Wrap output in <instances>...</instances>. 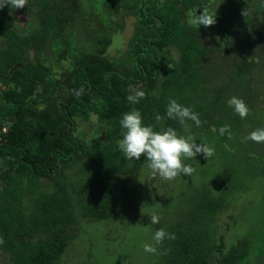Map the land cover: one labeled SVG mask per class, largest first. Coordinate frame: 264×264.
Listing matches in <instances>:
<instances>
[{
    "label": "trees",
    "instance_id": "trees-1",
    "mask_svg": "<svg viewBox=\"0 0 264 264\" xmlns=\"http://www.w3.org/2000/svg\"><path fill=\"white\" fill-rule=\"evenodd\" d=\"M95 1L99 3L92 0L91 3L108 2ZM130 2L127 7L135 17L136 29L128 40L129 55L123 65L107 54L111 44L108 34L96 36L91 49L77 52L73 51V39H64L67 25L74 22L79 12V0H28L24 8L11 9L6 5L0 9V32L4 34L0 44V158L4 156L9 161L8 166H0V238L4 241L0 250L9 255L10 264H58L67 246L59 233L75 221L65 184L35 196L39 212L27 216L23 204L26 196L23 178L28 184L51 178L58 165L63 167L79 158L87 172L84 179L89 183L90 193L84 200L86 215L98 220L126 219L124 209L131 207V203L124 202L123 197L146 160L145 157L126 159L117 146L125 131L119 123L124 113L138 109L145 125H152L156 131L172 127L179 135H192L195 143L206 144L214 148L215 153H223V157L233 149L232 140L244 122L258 117L264 126V104L258 105L261 102L257 95L263 93L262 83L255 80V90L252 73L228 76L207 61L203 46L188 37L189 28L185 23L188 10L196 9L199 15L204 7L210 13L215 12L216 22L210 26L212 29L218 31L221 25H228L234 35H244L242 41L247 44L261 26L264 0ZM32 7L38 11L40 28L37 33L21 32L15 28L10 12L28 11ZM49 36L56 54H71L73 68L67 78L69 95L66 101L58 99L57 103L42 105L52 98L51 88L56 80L52 69L43 63L42 55L31 58L29 51L34 47L37 52ZM229 39L233 40L234 36ZM170 47L177 53L172 66L164 63L169 60L165 50ZM242 57L248 65V58ZM161 74L164 76L159 82ZM41 84L42 91L39 90ZM206 84L210 85L212 96L205 95ZM135 85L142 86L146 96L133 105L126 97ZM80 89H83L82 94H78ZM232 96L243 99L251 115L241 119L227 103ZM170 99L196 112L202 126L197 127L189 120L185 129L178 121L167 118ZM80 114L85 117L95 114L98 121L107 126V141L101 148L88 152L81 146L80 150L78 143L67 135V130L73 128L74 116ZM158 114L163 117L162 121L155 119ZM223 125L230 126L232 139L217 131ZM3 127L6 128L4 132L1 131ZM214 157L206 160L203 154H197V162L185 164L194 167L199 178H206L216 163L204 166L203 163ZM262 186L264 195V181ZM208 191L202 188L194 200L185 226L177 225L167 231L174 233L175 239H165L157 245L160 264L229 263L228 251L223 250V238L220 236L218 242L214 241L208 229V221L221 199L212 197ZM239 216L237 213L234 218ZM140 223L142 221L134 220L133 226H140ZM38 234L48 237L33 239Z\"/></svg>",
    "mask_w": 264,
    "mask_h": 264
},
{
    "label": "rangeland",
    "instance_id": "rangeland-1",
    "mask_svg": "<svg viewBox=\"0 0 264 264\" xmlns=\"http://www.w3.org/2000/svg\"><path fill=\"white\" fill-rule=\"evenodd\" d=\"M92 2L99 3L95 0ZM93 3L91 0H79V12L74 22L67 25L63 37L67 41L73 39V51L77 52L91 49L96 36L108 34L111 44L107 48V54L123 65L129 55L128 40L136 29L135 17L127 7L131 2L108 0L97 5ZM10 14L14 19L15 28L19 31L38 32L41 22L36 8L11 11ZM188 28V37L196 39L198 44L203 46V56L207 61L228 76H245L248 72L252 73L253 88L255 89V80L261 82L262 88L264 87V15L259 31L247 44L242 41L245 36L234 35L228 25H221L218 31L210 26ZM232 35L234 39L230 40ZM3 37L4 34L0 32V44ZM51 39V36L47 37L44 46L37 52L34 47L29 51L31 58L36 54L42 55L43 63L52 69L56 80L51 88L54 93L52 98L42 105L57 103L58 99L61 102L66 101L69 95L67 78L73 68L71 54H56L50 46ZM165 53L169 60L166 59L164 63L172 66L177 59L176 50L170 47ZM242 56L248 58V65ZM163 76H159V82ZM136 86L139 85L133 86L132 89ZM205 87V95L212 96L210 85L206 84ZM42 89L41 84L39 90ZM257 95L261 102L258 105L264 104V90ZM74 120L73 128L67 130V135L78 143L80 150L83 146L89 152L97 147L101 148L106 143L107 126L99 122L95 114H88L87 117L75 115ZM259 128L264 126L258 117L253 121L244 122L242 129L232 140L233 149L224 153V157L223 153H215L217 159L214 157L208 163H203V166L210 162L216 163L206 178H199L194 172L191 176L181 174L171 181L162 180L158 175L153 177L145 161L143 169L135 176L128 193L125 192L123 197L124 202L131 203V207L124 209L125 220H98L86 215L84 200L90 193L89 183L84 179V173L87 172L84 171L83 162L79 158L70 160L63 167L58 165L52 171L51 178H42L31 184L23 178L25 213L27 216L38 214L35 196L65 184L75 221L62 228L63 233H59L66 240L67 246L60 255L58 264H160L158 251L156 254L146 253L142 245L153 243L152 237L157 229L168 231L177 225L185 226L194 200L205 187L209 190V195L221 198L220 206L216 205L214 214L208 221V229L214 241L218 242L220 236L223 238V250H227L230 256L228 264H264V195L261 193L264 181V143L245 140L250 132ZM83 156L82 154L81 157ZM195 161L197 162V158L185 159L183 162L191 164L190 162ZM8 164V159L2 156L0 166L5 167ZM237 213L240 216L235 219ZM152 214L160 217L158 224L150 223ZM134 220H140L142 223L134 227ZM39 237L46 239L48 236L38 234L33 239ZM8 256L0 250V264H10L11 259Z\"/></svg>",
    "mask_w": 264,
    "mask_h": 264
},
{
    "label": "clouds",
    "instance_id": "clouds-1",
    "mask_svg": "<svg viewBox=\"0 0 264 264\" xmlns=\"http://www.w3.org/2000/svg\"><path fill=\"white\" fill-rule=\"evenodd\" d=\"M28 0H0V9L6 5L11 9L27 7ZM215 12L210 13L204 7L201 14H196V9H190L186 13L185 23L188 27L197 29L201 25L208 27L214 25ZM83 89L78 90L82 94ZM146 93L142 86H136L132 89L126 99L131 104H137L144 99ZM228 105L233 108L234 112L241 119L251 115V109L245 101L236 96H232L227 101ZM166 116L169 119L176 120L185 129L188 128L187 121L191 120L195 126H202L199 116L190 107L178 103L175 99H170L166 108ZM162 121L163 117L159 114L155 118ZM120 126L125 130L122 139L117 141L119 150L123 153L124 158L129 160H140L145 157L147 168L151 171L153 177L159 176L162 180L171 181L184 174L191 176L196 169L185 164V159H194L197 154H203L208 160L215 154L214 148L206 144L195 143L196 139L192 135L182 136L172 127H167L162 131L154 130L152 125H145L143 117L138 109H132L122 115L119 121ZM221 136L228 135L232 139V132L229 125H223L218 130ZM245 140H251L255 143H264V128L256 129L245 137ZM160 217L156 214L150 215V223L158 224ZM165 239H175L174 233H169L165 229H157L152 237L153 243H144L143 250L146 253L156 254L157 245L163 243ZM4 241L0 238V244Z\"/></svg>",
    "mask_w": 264,
    "mask_h": 264
},
{
    "label": "built area",
    "instance_id": "built-area-1",
    "mask_svg": "<svg viewBox=\"0 0 264 264\" xmlns=\"http://www.w3.org/2000/svg\"><path fill=\"white\" fill-rule=\"evenodd\" d=\"M5 130H6V128H5V127H3L1 131H2V132H4Z\"/></svg>",
    "mask_w": 264,
    "mask_h": 264
}]
</instances>
